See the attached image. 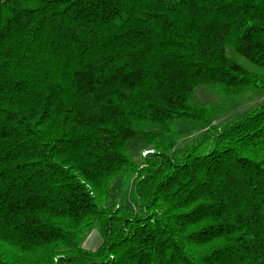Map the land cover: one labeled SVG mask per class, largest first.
<instances>
[{
	"label": "trees",
	"instance_id": "1",
	"mask_svg": "<svg viewBox=\"0 0 264 264\" xmlns=\"http://www.w3.org/2000/svg\"><path fill=\"white\" fill-rule=\"evenodd\" d=\"M255 92L264 0H0V264H264Z\"/></svg>",
	"mask_w": 264,
	"mask_h": 264
},
{
	"label": "rangeland",
	"instance_id": "2",
	"mask_svg": "<svg viewBox=\"0 0 264 264\" xmlns=\"http://www.w3.org/2000/svg\"><path fill=\"white\" fill-rule=\"evenodd\" d=\"M197 101L201 104L205 103H221V101L217 98L215 94L207 90L206 88L200 89L196 93ZM264 104V93H246L242 95L237 101L231 103L226 114L217 120V123L224 125L227 123L235 122L236 120L240 119L246 111L249 109ZM203 127L200 125L197 126H190V125H180L179 127V134L181 139V145L183 147L192 143L200 133H203ZM153 150L149 151H142L131 154V157L134 161L141 163L142 157H145L149 153H153ZM120 180H116L114 186L111 191V200L112 202L120 203L123 197L129 198L128 192L125 194L120 193L121 190L119 189ZM129 205L131 207H135V203L133 199L128 200ZM102 237L100 233V225L96 224L95 227L89 232V234L85 237L81 244V248L86 251H96L102 245Z\"/></svg>",
	"mask_w": 264,
	"mask_h": 264
}]
</instances>
